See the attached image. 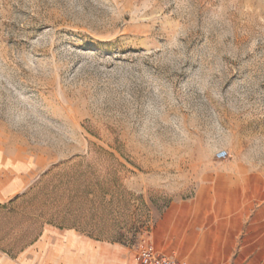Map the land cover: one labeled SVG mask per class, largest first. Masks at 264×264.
I'll return each mask as SVG.
<instances>
[{
	"label": "rangeland",
	"instance_id": "1",
	"mask_svg": "<svg viewBox=\"0 0 264 264\" xmlns=\"http://www.w3.org/2000/svg\"><path fill=\"white\" fill-rule=\"evenodd\" d=\"M220 150L264 172V0H0V162L30 180L1 253L53 226L135 255Z\"/></svg>",
	"mask_w": 264,
	"mask_h": 264
},
{
	"label": "crops",
	"instance_id": "2",
	"mask_svg": "<svg viewBox=\"0 0 264 264\" xmlns=\"http://www.w3.org/2000/svg\"><path fill=\"white\" fill-rule=\"evenodd\" d=\"M207 165L193 196L173 200L157 215L148 242L188 264H264V172L243 167L248 164L241 158L210 159ZM29 182L27 174L0 162V204ZM55 230L48 227L17 257L0 252V264H139V252L119 243L73 230L52 238Z\"/></svg>",
	"mask_w": 264,
	"mask_h": 264
},
{
	"label": "built area",
	"instance_id": "3",
	"mask_svg": "<svg viewBox=\"0 0 264 264\" xmlns=\"http://www.w3.org/2000/svg\"><path fill=\"white\" fill-rule=\"evenodd\" d=\"M229 154L226 150H220L217 153L218 159H226ZM139 264H188L184 260L174 256H167L160 253L153 244L146 242L138 253Z\"/></svg>",
	"mask_w": 264,
	"mask_h": 264
},
{
	"label": "trees",
	"instance_id": "4",
	"mask_svg": "<svg viewBox=\"0 0 264 264\" xmlns=\"http://www.w3.org/2000/svg\"><path fill=\"white\" fill-rule=\"evenodd\" d=\"M37 239H38V237H36L33 242H35ZM97 239L99 240V238H97Z\"/></svg>",
	"mask_w": 264,
	"mask_h": 264
}]
</instances>
